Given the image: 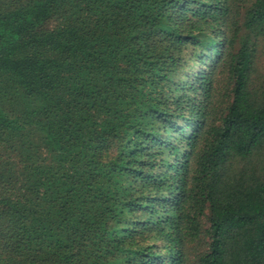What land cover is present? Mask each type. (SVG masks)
<instances>
[{
  "label": "trees",
  "instance_id": "16d2710c",
  "mask_svg": "<svg viewBox=\"0 0 264 264\" xmlns=\"http://www.w3.org/2000/svg\"><path fill=\"white\" fill-rule=\"evenodd\" d=\"M263 55L264 0H0V264H264Z\"/></svg>",
  "mask_w": 264,
  "mask_h": 264
},
{
  "label": "rangeland",
  "instance_id": "374dc122",
  "mask_svg": "<svg viewBox=\"0 0 264 264\" xmlns=\"http://www.w3.org/2000/svg\"><path fill=\"white\" fill-rule=\"evenodd\" d=\"M264 55L262 56V59L264 60ZM261 61H259V63H260ZM259 74H260V77H262L263 75H264V62H262L261 64H260V67H259Z\"/></svg>",
  "mask_w": 264,
  "mask_h": 264
}]
</instances>
